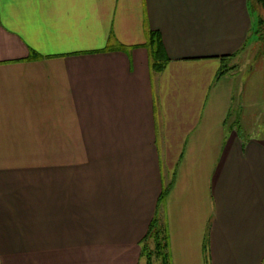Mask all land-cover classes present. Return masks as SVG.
Here are the masks:
<instances>
[{
  "label": "crops",
  "instance_id": "0c3cea01",
  "mask_svg": "<svg viewBox=\"0 0 264 264\" xmlns=\"http://www.w3.org/2000/svg\"><path fill=\"white\" fill-rule=\"evenodd\" d=\"M252 3L0 0V264H148L155 216L169 264H264Z\"/></svg>",
  "mask_w": 264,
  "mask_h": 264
},
{
  "label": "rangeland",
  "instance_id": "374dc122",
  "mask_svg": "<svg viewBox=\"0 0 264 264\" xmlns=\"http://www.w3.org/2000/svg\"><path fill=\"white\" fill-rule=\"evenodd\" d=\"M251 7L256 27L260 9L256 2ZM233 65V70L238 73L232 107L235 111L240 108L239 119L250 125L254 122L256 134L264 135V43L252 34L249 46L242 56L235 59ZM156 264L161 262L157 260Z\"/></svg>",
  "mask_w": 264,
  "mask_h": 264
},
{
  "label": "trees",
  "instance_id": "16d2710c",
  "mask_svg": "<svg viewBox=\"0 0 264 264\" xmlns=\"http://www.w3.org/2000/svg\"><path fill=\"white\" fill-rule=\"evenodd\" d=\"M252 1L256 2L259 5V7L261 8V14L258 15L257 26L253 27L251 36H252V34L256 35L257 40L261 43H264V0H252ZM160 44H161V41H160L159 37L155 34H152L148 46H149V49L151 52V65H152V68L154 71H161L164 68L165 61L160 59V55L162 54ZM246 48L247 47L245 46L243 48V51ZM236 56H238V55H233L231 57H223L222 61H226V60H228L230 58H234ZM39 58L40 57L38 55L37 56L33 55V56H31L30 60H35V59H39ZM222 75H223V72L220 73V76H222ZM167 194H168V189L163 190V192L159 198V201H158L159 206L163 205V203L167 197ZM151 239L155 241L157 254H159L163 258L164 264H169L168 255L166 253L167 235H166L164 228L161 226V223H160L158 216H155V218L151 222L147 237L143 241V251H144L145 255L147 254V257L149 259L148 264H152V255L153 254L150 252V248L148 245V241Z\"/></svg>",
  "mask_w": 264,
  "mask_h": 264
}]
</instances>
